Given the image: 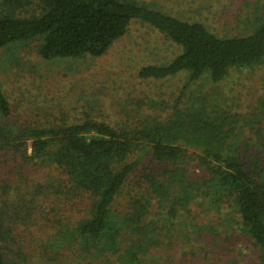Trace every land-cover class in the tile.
Returning a JSON list of instances; mask_svg holds the SVG:
<instances>
[{"label": "trees", "instance_id": "1", "mask_svg": "<svg viewBox=\"0 0 264 264\" xmlns=\"http://www.w3.org/2000/svg\"><path fill=\"white\" fill-rule=\"evenodd\" d=\"M131 20L149 25L181 49L166 65L142 67L138 77L143 80L186 71V87L202 76L217 83L230 68H250L264 59V18L252 34L220 36L199 22L180 20L136 0H0V51L36 41L37 53L46 61L99 58L125 35ZM193 109L180 117L172 133L153 120L132 129L94 119L25 126L9 122L11 108L0 86V151L10 150L63 176L59 180L50 176L37 199L54 195L88 201L86 215L71 229L50 232L46 245L52 253L45 245L35 257L21 246L12 247L16 222L22 217L7 216L5 211L14 202L1 189L0 199H5L0 200V264H56L55 257L50 262L48 258L58 256L65 243L80 251L67 264H142L139 255L147 253L156 235L153 221L144 223L150 200L164 211L156 222L166 230L183 228L178 231L183 237L189 226L200 232L208 229L189 224V207L198 206L203 213L204 208L216 213L230 209L237 217L236 230L264 264V169L255 159L242 163L233 143L227 145L232 139L217 137L221 127L201 119L203 105ZM186 147L200 154H188ZM145 157L164 169L141 176L145 195L132 197L129 212L118 218L111 206ZM192 166L204 169L206 176L190 179L186 168ZM81 253L91 260L79 262Z\"/></svg>", "mask_w": 264, "mask_h": 264}, {"label": "rangeland", "instance_id": "2", "mask_svg": "<svg viewBox=\"0 0 264 264\" xmlns=\"http://www.w3.org/2000/svg\"><path fill=\"white\" fill-rule=\"evenodd\" d=\"M136 1L180 20L199 22L220 36L252 34L264 18L263 0ZM37 47L38 42L32 41L0 51V86L10 104L9 122L48 126L94 119L115 128L132 129L153 120L166 125L164 128L172 133L180 117L203 105L205 117L201 119L208 118L222 129L217 137L232 139L227 145L233 143L242 163L247 165L255 159L264 169V59L250 68H230L217 83L202 76L186 87V71L164 79L143 80L138 77L142 67L166 65L181 49L139 20H131L125 35L99 58L46 61L39 57ZM179 95L184 96L176 104ZM186 150L188 154H200L190 147ZM29 154L28 147L27 158ZM163 169L164 165L152 164L145 157L115 198L111 212L118 218L129 212L132 197L145 195L141 176L157 175ZM186 169L190 179L206 176L204 169ZM50 176L63 178L57 171L42 168L10 150L0 151V194L3 189L6 199L14 202L5 213L22 217L20 223L16 222L12 247L21 246L26 254L35 257L47 244L51 231L71 229L86 215L88 206L86 198L51 195L37 199ZM4 199L5 196L0 200ZM20 204L23 207H15ZM150 204L144 223L152 220L156 235L147 253L139 255L142 264H259L254 247L236 230L237 217L230 209L216 213L204 208L207 213H203L198 206L189 207V224L208 229L200 232L189 226V232L181 234L186 235L183 237L178 235L183 228L163 229L156 219L164 211L154 200ZM52 249L46 245L50 253ZM79 252L78 247L65 243L59 255L51 254L48 260L55 257L56 264H67ZM81 254L79 262L91 260Z\"/></svg>", "mask_w": 264, "mask_h": 264}]
</instances>
